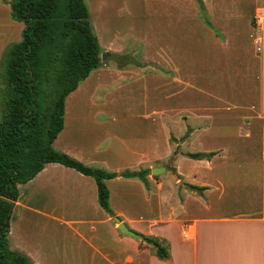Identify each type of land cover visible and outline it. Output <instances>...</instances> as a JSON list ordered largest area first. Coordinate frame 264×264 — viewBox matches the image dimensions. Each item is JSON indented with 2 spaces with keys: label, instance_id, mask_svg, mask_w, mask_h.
<instances>
[{
  "label": "crops",
  "instance_id": "1",
  "mask_svg": "<svg viewBox=\"0 0 264 264\" xmlns=\"http://www.w3.org/2000/svg\"><path fill=\"white\" fill-rule=\"evenodd\" d=\"M203 2L220 36L213 35L203 21L191 23L187 9H172L166 50L163 41L159 43L161 49H147L145 57L134 59L147 64L164 63L166 75L159 74L151 64H118L120 55L113 58L118 52L108 44L100 45L116 62L109 65L107 59L101 61L82 80L90 87H82L81 81L66 96L63 127L53 141L56 149L87 165L119 172L123 169L113 168L110 161L120 157L114 137L121 141L123 129L129 128L130 135L135 136L124 144L132 152L135 140L142 134L147 144L158 148V114L164 110L167 158L175 171L157 175L149 171L147 185L138 178L121 176L106 179L105 183L109 202L113 198L112 186L127 183L138 187L142 206L156 208L151 216L138 211V203L124 205L120 188L111 209L124 216L123 222L130 229L158 239L166 246L168 256L158 258L142 238L120 231L98 205L93 177L58 162L46 163L32 179L18 184V188L24 187V199L19 201V191L10 217L11 249L24 252L35 264H264V0ZM175 10L183 15L176 18ZM5 16L7 24L17 26L18 36L22 22L16 24L7 19V13ZM253 17L257 27L250 22ZM243 18H249V22L240 24ZM6 26L0 33V55L9 40V25ZM195 27H200L201 33L196 34ZM155 74L161 87L146 85L144 99L133 97V82L146 80L147 84ZM103 75L117 82L120 113L114 114L112 120L97 118L104 106L97 96L102 94L97 83L100 85ZM163 95L167 105L159 108L158 99ZM67 99L71 100L73 116L68 112ZM137 103L141 107H130ZM80 109H85L86 114ZM84 122L103 128L110 137L99 143L96 139L93 145L84 143L89 139L79 134ZM69 126L73 127L71 133ZM138 152L137 166L144 158H153L147 146ZM194 152L213 154L198 159L187 155ZM49 168L63 170L72 178L71 184H57L58 191L48 196L52 199L38 203L32 199L35 192L48 193L44 181L57 175ZM187 185L204 189L198 193ZM17 206L24 214L18 215L23 219L22 227L13 237L17 227H13L12 215ZM32 219L44 225L50 222L53 228L32 232L24 224Z\"/></svg>",
  "mask_w": 264,
  "mask_h": 264
},
{
  "label": "trees",
  "instance_id": "2",
  "mask_svg": "<svg viewBox=\"0 0 264 264\" xmlns=\"http://www.w3.org/2000/svg\"><path fill=\"white\" fill-rule=\"evenodd\" d=\"M12 19L22 22L21 37L0 57V264H35L8 244L10 217L19 195L18 184L32 179L48 162H58L92 176L97 203L109 215L112 209L106 179L138 178L147 185L150 168L119 172L87 165L56 149L53 141L63 127L66 96L91 70L101 64V48L84 0H2ZM201 20L216 31L203 0H195ZM213 153H187L208 158ZM200 193L204 187L187 185ZM158 258L166 246L142 233Z\"/></svg>",
  "mask_w": 264,
  "mask_h": 264
},
{
  "label": "rangeland",
  "instance_id": "3",
  "mask_svg": "<svg viewBox=\"0 0 264 264\" xmlns=\"http://www.w3.org/2000/svg\"><path fill=\"white\" fill-rule=\"evenodd\" d=\"M89 13H90V20L92 22L94 31L98 37L100 45H105L108 44L112 49L117 51L116 53L117 56L114 57H119L117 59L118 64H125V63H130L131 65L137 64V66H147L148 64L150 65L151 63H140L136 60H141L142 57H145V54H147V49L155 51L157 48L160 47L162 48V45L160 46L159 43L163 44V41L165 44L163 46H167V28L168 26H171L172 24V19L171 15L173 10L172 9H187V14L186 15H191L190 17L192 18L191 23L197 22L199 23V20L202 22L201 17H200V12L198 10L197 4L195 0H190V2L186 3V0L184 3H180L177 5V3H173L175 0H84ZM178 0H176L177 2ZM182 1V0H180ZM246 1V0H245ZM4 5V7H3ZM143 6V7H142ZM184 6V7H183ZM4 9H7L4 11ZM214 9V8H213ZM10 7L9 4L3 2L0 0V33L1 31L6 28V25L8 26L7 29V36L9 40L7 41L8 43L6 46L14 41H17L21 37V30L19 32V35L15 36V28L17 27L16 25L10 26V24H7L5 18V14H8V20L10 21H15L14 23L18 24V22L14 19H12L11 14H10ZM170 13V14H169ZM175 17L178 18L179 16H182L178 10L174 11ZM209 18V17H208ZM249 18H243L240 20V24L243 23H248ZM250 22L252 25H255L257 27V21L256 19L250 18ZM179 23H176L178 25ZM213 27H215L216 31L211 29V32L213 35H219L220 36V30L212 23ZM195 33L199 34L201 33L200 30H202L200 27H195ZM18 33V32H17ZM204 33V32H203ZM6 36V37H7ZM5 37V39H6ZM14 37H16L14 39ZM12 38V39H10ZM211 40V39H210ZM212 40H215V36L213 37ZM5 42V41H4ZM165 46V50H166ZM5 48V47H4ZM3 48V49H4ZM102 50V49H101ZM164 50V51H165ZM146 51V52H145ZM106 52L107 54L105 55L104 61L107 59L108 64L112 62H116V59H113L110 56V53L108 51H102ZM2 54V53H1ZM148 54L149 51H148ZM1 57V55H0ZM136 59V60H134ZM148 59L151 60V57L148 56ZM152 67L158 69V73L162 75H166V70H165V64L164 63H157L151 64ZM105 73V72H104ZM147 79V78H146ZM132 80H136L135 78ZM83 82V81H82ZM146 80H140V82H133L132 85V96L135 98H145L146 93V85L148 88L150 87H161L160 85V78L158 77L157 74L155 76L150 77L147 81V84L145 83ZM99 82L97 83V87H100L102 89V94L97 93V96L99 95V103L104 104L102 106V110L98 112V119L99 120H112V118H115V115L119 116V106H118V92H117V82L114 80L110 79L108 75L104 77L102 76V79L100 80V85H98ZM82 87H90V85L87 82H83ZM165 89L166 87H162ZM103 89H106L105 92ZM71 99V98H70ZM70 99H67V108L68 112H72L71 116L75 114L70 105ZM86 103V102H83ZM158 105L159 108H165L167 105V100L165 95L159 96L158 99ZM65 106V110H66ZM156 106V105H154ZM130 107H134V109H137L140 106L139 103L133 104ZM70 110V111H69ZM90 110V109H88ZM83 114H86V110L80 109ZM151 111V110H149ZM109 115V118H106V115ZM111 114V115H110ZM124 114V113H123ZM128 114H132L130 111H128ZM146 112H143L142 115L145 116ZM165 111L160 110L158 114V142H159V147L157 148L156 144H147L146 137L144 134L139 136L140 138L138 140H135V147L134 152H132V148L129 146H125L124 142L127 141V144L131 141V139L135 136L130 135L129 133V128L123 129V133L121 134V141L118 139V137H114V145H117V147L120 149L119 154L120 157L118 158H110L111 163L113 164V168H118V169H139V168H151L156 165H164V164H171L172 161H169L167 158V149H166V141H167V129L164 124L165 121ZM83 127L79 130L80 135L83 137H88L89 139L85 141L84 143H87L88 145H93L96 142H101L102 140H106L107 137L106 133L103 128L101 127H91L88 126L87 122L83 123ZM164 124V125H163ZM106 127V126H103ZM73 127L69 126V133L72 132ZM131 129V128H130ZM106 130V129H105ZM97 139V140H96ZM137 139V137H136ZM71 140V136L69 138ZM68 140V142H70ZM96 140V142H95ZM72 141V140H71ZM143 146H147L149 148V153L150 155L153 156V158H144L138 166L136 165L137 161V153L140 149H142ZM136 153V154H134ZM157 156V157H156ZM193 170H198V167H193ZM48 171H54L56 176L53 177V179L49 182L44 181V184L48 187V193L46 192H41L42 195L39 193L35 192L34 197H32L33 200H35L38 203H45L48 201V199H52L48 196L54 195L58 189L55 188V186L58 184L59 186L63 183L71 184L72 178L67 175V173H62L59 169L54 168H49ZM150 171V170H149ZM25 186V184H21ZM19 187V186H18ZM112 197L114 198L116 195V191L119 190L120 188V195L122 196V200L124 201V205L134 206V204L138 203L139 204V209L138 211L145 212L146 214H151V212H154V210L146 209L144 205L142 206V193L138 189V187L135 186V184H121V185H115L112 186ZM24 190V187L19 188V191L21 192V195L19 197V201H23L22 197V191ZM34 195V192H32ZM147 193V192H146ZM37 197V199H35ZM28 199V197H26ZM110 199V205H113L114 200ZM135 201H134V200ZM141 208V209H140ZM113 209V207H112ZM24 214V210L21 209L20 207H16V209L13 212L12 215V221H13V227L16 231L12 235L13 237L16 235L17 231L21 230L22 227V221L21 216ZM18 215H21L18 217ZM113 216H118L120 221H123L122 218H124L123 215L117 214L116 212L112 211V215H110L111 220L113 223L116 224V221L113 220ZM151 216V215H150ZM29 227V230L32 232H47L50 231L53 228V225L49 222L47 224H43L40 221H37L35 219L31 220L30 222H25Z\"/></svg>",
  "mask_w": 264,
  "mask_h": 264
},
{
  "label": "water",
  "instance_id": "4",
  "mask_svg": "<svg viewBox=\"0 0 264 264\" xmlns=\"http://www.w3.org/2000/svg\"><path fill=\"white\" fill-rule=\"evenodd\" d=\"M106 54H107L106 52H101V61H104ZM165 171L173 172L175 170L170 164L157 165V166H153L150 168V172L152 175H157ZM113 220L116 221L119 230L122 231L123 233L129 234L134 237L141 238V235L138 232L130 229L123 221L119 220L118 216H113Z\"/></svg>",
  "mask_w": 264,
  "mask_h": 264
}]
</instances>
